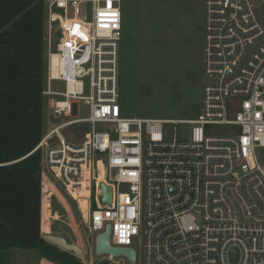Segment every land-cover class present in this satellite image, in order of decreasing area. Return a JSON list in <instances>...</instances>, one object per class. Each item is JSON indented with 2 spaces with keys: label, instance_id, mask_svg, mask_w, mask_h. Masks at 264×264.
<instances>
[{
  "label": "built area",
  "instance_id": "obj_1",
  "mask_svg": "<svg viewBox=\"0 0 264 264\" xmlns=\"http://www.w3.org/2000/svg\"><path fill=\"white\" fill-rule=\"evenodd\" d=\"M203 8L205 82L197 117L129 119L119 108L120 0L44 1L43 96L60 123L36 149L41 170L65 194L48 193L49 202L73 203L84 245L109 227L111 247L135 252L134 263L99 257L106 264H136L135 239L141 264H264V0H203ZM53 81L64 91H52ZM80 103L87 118H78ZM177 123L190 126L187 140L178 138ZM79 125L91 131L78 143L61 134ZM216 126L231 131L216 135ZM101 184L111 189L108 204ZM42 206L41 190L44 239ZM78 249L80 255L72 253L82 258Z\"/></svg>",
  "mask_w": 264,
  "mask_h": 264
},
{
  "label": "rangeland",
  "instance_id": "obj_2",
  "mask_svg": "<svg viewBox=\"0 0 264 264\" xmlns=\"http://www.w3.org/2000/svg\"><path fill=\"white\" fill-rule=\"evenodd\" d=\"M200 8V0H120L122 30L118 53V94L122 118L192 120L197 117L205 82ZM85 13H89L88 10ZM260 15L264 19L263 11ZM51 90L63 92L64 85L53 81ZM85 94H88L87 87ZM88 115V106L80 103L78 118H87ZM59 123L60 120L46 108L44 100L43 133ZM95 127L97 131L105 130L102 125ZM173 127L166 125V133ZM175 128L180 140L189 138V125L177 123ZM212 129L216 135L231 131L224 126ZM89 131L90 127L79 125L66 128L61 134L66 140L78 143ZM53 143L56 145V140ZM259 156L264 164V150L259 151ZM40 174L43 202H52L47 212L49 218H43L42 232L49 233L48 237H62L68 241L67 244L73 243L79 255L81 252L77 246L84 248L85 255L78 257L82 264H106L95 254V241L88 247L84 245L85 227H82L73 203L63 207L56 199L49 202L48 193L65 194L45 169ZM65 197L61 198L62 201H69ZM71 229L79 233L73 235ZM133 249L137 254L136 264H141L142 246L138 239L133 241ZM6 258L8 261L0 264H52L38 258L32 250L13 249ZM113 259L128 262L125 256Z\"/></svg>",
  "mask_w": 264,
  "mask_h": 264
},
{
  "label": "trees",
  "instance_id": "obj_3",
  "mask_svg": "<svg viewBox=\"0 0 264 264\" xmlns=\"http://www.w3.org/2000/svg\"><path fill=\"white\" fill-rule=\"evenodd\" d=\"M43 14V0H0V257L21 249L52 264H82L41 237ZM49 209L43 202L42 218Z\"/></svg>",
  "mask_w": 264,
  "mask_h": 264
},
{
  "label": "water",
  "instance_id": "obj_4",
  "mask_svg": "<svg viewBox=\"0 0 264 264\" xmlns=\"http://www.w3.org/2000/svg\"><path fill=\"white\" fill-rule=\"evenodd\" d=\"M100 188L102 190V195H103L102 201L105 202L106 204L110 203V201H111V189H110V187H107L104 184H101ZM44 239L47 242L65 250L67 252H73L74 254L78 255L75 252V250L73 249V246L67 244V242L63 238L45 237ZM65 245H67V246H65ZM95 254L98 257H101L103 255H111L113 257L125 256L131 263L135 262V252L133 250L128 249V248L111 247L110 246V244H109V227L106 228L104 233H102L96 237V239H95ZM231 259H232V262H235L236 251L231 252Z\"/></svg>",
  "mask_w": 264,
  "mask_h": 264
},
{
  "label": "crops",
  "instance_id": "obj_5",
  "mask_svg": "<svg viewBox=\"0 0 264 264\" xmlns=\"http://www.w3.org/2000/svg\"><path fill=\"white\" fill-rule=\"evenodd\" d=\"M201 3V8H200V15H201V25H202V32H203V22H204V8H203V0H200ZM121 10V9H120ZM121 30H122V13H121ZM202 37H203V33H202ZM202 54H203V49H202ZM201 107V106H200ZM200 110V109H199ZM199 114V113H198ZM70 245V244H69ZM9 252H2V255L0 257V262L5 263L7 262V256H8Z\"/></svg>",
  "mask_w": 264,
  "mask_h": 264
},
{
  "label": "bare ground",
  "instance_id": "obj_6",
  "mask_svg": "<svg viewBox=\"0 0 264 264\" xmlns=\"http://www.w3.org/2000/svg\"><path fill=\"white\" fill-rule=\"evenodd\" d=\"M72 127H74V126H72ZM64 241V240H63ZM77 244V243H76ZM71 245H73V244H71ZM78 245V244H77ZM65 246H67V245H65ZM78 248H79V246H78ZM74 249V248H73ZM75 250V249H74ZM75 252H76V250H75ZM77 253V252H76ZM79 255V254H78Z\"/></svg>",
  "mask_w": 264,
  "mask_h": 264
}]
</instances>
